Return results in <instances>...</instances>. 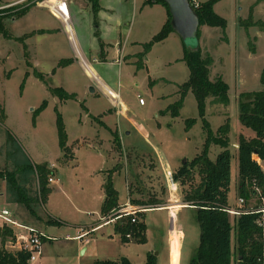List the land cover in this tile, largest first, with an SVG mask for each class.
Segmentation results:
<instances>
[{
	"label": "rangeland",
	"instance_id": "rangeland-1",
	"mask_svg": "<svg viewBox=\"0 0 264 264\" xmlns=\"http://www.w3.org/2000/svg\"><path fill=\"white\" fill-rule=\"evenodd\" d=\"M27 1L0 0V172L28 164L46 166L52 171L49 176L52 192L39 210L42 220L24 223L36 226L46 237H51L44 243V254L36 264H95L97 260H110L105 259L106 256L111 260L130 256L134 264L141 262L150 246L134 240L126 245L118 235L111 239L98 234L84 245L80 240L70 239L80 228H87L101 218L100 196L105 194L103 185L111 171H115L113 185L122 203L128 200L130 193L135 200L154 199L167 204L171 197L174 200L180 197L178 204L184 207L175 210L174 227L168 212L156 210L158 207L146 206L154 210L144 220L153 237L151 249L160 255L158 264H190L200 244L196 210L184 203V192L190 191L192 185L172 184L170 176L174 177L185 160L191 162L202 153L209 130L216 135L230 119L233 158L229 204L231 209L238 210V140L241 135L255 137V132L240 122V102L242 94L264 90V0H220L214 10L227 21V26L199 27V44L193 48L212 56L210 80L215 82L222 78L229 86V105L213 104L209 99L204 120L200 118L195 95L188 92L183 100L180 95L181 86L190 78V69L184 60L186 45L181 37L173 31L150 50L145 48L169 21L165 4L140 0L139 10L127 17L124 30L121 29L117 38L107 39L113 45V56L117 48H123L126 54H136L121 65L112 63L103 67V76H107L112 89L121 96L114 108L109 98L92 91L96 86L83 67L73 63L60 67L63 60L76 54L64 24L71 35L70 16L84 41L90 30L96 32L91 3L72 0L74 4L69 11L60 0ZM121 1H128L124 9H129L132 0ZM143 2L153 8L147 7L140 13ZM31 4L35 6L22 13ZM15 6L19 9L4 11L17 8ZM55 6H60L66 20L50 12ZM99 34L101 37V32ZM139 40L144 44L135 43ZM94 56L97 58L96 52ZM58 88L74 96L62 99L52 92ZM181 100L182 107L175 117L172 108ZM121 102L126 104V115L141 131V136L125 121L120 122L118 127L122 130H118L117 115L111 113L110 108L121 109ZM44 104L45 108H41ZM165 111L167 113H162ZM61 125L67 135V152L60 146ZM125 131L132 132L130 138ZM222 150L212 145L210 158L216 160ZM262 166L264 168V163ZM194 176L193 184L198 185L201 182L198 171ZM30 185L32 193L36 194L39 190L37 175ZM258 201L255 197L247 208L257 205ZM3 208L19 219L17 206L8 201L7 182L0 177V211ZM50 219L60 224H47ZM2 225L0 219V228ZM111 228L109 226L106 232L112 231ZM180 232L184 233L182 241ZM11 244L3 245L0 239V251H15V245ZM82 246L87 248L83 254Z\"/></svg>",
	"mask_w": 264,
	"mask_h": 264
},
{
	"label": "trees",
	"instance_id": "trees-1",
	"mask_svg": "<svg viewBox=\"0 0 264 264\" xmlns=\"http://www.w3.org/2000/svg\"><path fill=\"white\" fill-rule=\"evenodd\" d=\"M41 1L43 0H39V2ZM88 1L91 3L94 14L95 36L98 37L100 47L103 49L105 44L100 38L98 18L101 10L100 0ZM219 1L210 0L195 8L199 16L200 26L208 25L222 28L227 26V21L214 10ZM31 2L33 0H28L26 3ZM155 2L163 3L168 8L165 2L160 0H155ZM33 6L35 4L24 8L22 13L27 12ZM14 9L18 10L19 8L12 7L4 11L11 12ZM22 13L17 12L18 15ZM169 17L171 18L170 12ZM170 18L163 30L152 41L145 44L147 51L156 43L165 40L173 32ZM184 60L190 69V78L188 82L181 86L180 95L182 100L188 92H192L198 103L200 118H203V120L209 99H212L213 104L228 106L229 86L222 78L215 82L210 80L211 67L214 63L212 56L204 55L199 49L195 50L193 47L185 46ZM72 63L73 60L71 59L63 60L60 67H66ZM52 92L62 99H71L74 96L61 88L53 89ZM182 100L172 108L175 117H178V110L183 104ZM41 108H45V104ZM240 122L243 126L255 132L254 138L241 135L238 140V194L246 202L241 214L232 215L228 212L231 209L229 193L232 183L231 165L233 158L229 139L231 132L230 119L218 129L216 135H213L209 130L202 153L191 162L184 164L174 174L173 179L175 182L183 185L190 183L192 185L190 191L184 192V203L196 210L200 226V244L190 264H234L235 261L237 264H264V262L259 261L264 251L263 230L257 224L262 215L256 213L257 210L264 209V169L259 163V160L264 163V90L241 95ZM59 132L61 149L63 152H67V135L62 125ZM116 142L118 143V140ZM212 145L223 149L214 161L209 156ZM196 171L201 176V182L198 185L193 184ZM114 172L111 171L103 186L105 200L101 208V215L105 217L111 216L121 207L119 193L113 185ZM36 175L39 179V190L36 194H33L30 183L32 184L33 177ZM50 175H52V171L46 166L33 167L31 164L13 171L0 172V177L7 182L8 201L17 206L16 213L21 222L42 220L39 210L52 192L49 185ZM175 182L171 181L172 184H175ZM255 197L259 199L257 205L247 208L249 202ZM131 202L134 205L158 208L165 207L167 204V202L154 199L149 202L132 199ZM232 216L234 217V223L231 220ZM132 219L133 217L129 216L118 221L114 226L115 234L120 236L123 244H129L133 240L138 244H146L148 239L144 213L139 215L136 223H133ZM47 224L59 225L60 222L50 219ZM128 234H132V240L127 239ZM0 239L3 245L15 242L14 229L8 226L0 228ZM43 240L46 242V238ZM29 257L30 254L26 251L2 250L0 251V264H26ZM95 264L132 263L128 258L121 257L118 260H97ZM145 264H158V257L154 253H149Z\"/></svg>",
	"mask_w": 264,
	"mask_h": 264
},
{
	"label": "crops",
	"instance_id": "crops-1",
	"mask_svg": "<svg viewBox=\"0 0 264 264\" xmlns=\"http://www.w3.org/2000/svg\"><path fill=\"white\" fill-rule=\"evenodd\" d=\"M21 1H23V0H21ZM60 1H63L64 4H66L68 6L69 11L72 8V7H70L72 5V3L74 4V1H72V0L71 1L60 0ZM145 2H146V0H145ZM145 2H143L141 4L142 8L140 9V13L145 12L146 11L145 9H148L147 7H149V6L146 7ZM113 3H115L116 5L114 6ZM139 3H140V0H132V1H130L129 9H127L125 11L124 8L127 7L128 1H125V2L123 1L122 2L121 0H100L101 10H100L98 16H99V20H100V22H99L100 23V32H101V37L100 38L103 41V43L105 44L103 49H101V47L99 45L100 43L98 41V38L95 36V32L94 31L90 30L89 31V37H86L87 39L84 41L83 36L80 35L77 32V28L73 24V20H72L71 16H70V19L68 20L69 23L71 24V29H72L71 30V35H70L69 31H68L67 24L64 22V24L66 26L65 30L68 33V35L70 36V38L72 39V43L74 44L75 50H76V54L70 59L73 60V64L74 65L78 64V65H80L81 67H83L86 70L88 76L91 78V80L93 81V83L97 87V88L95 87V92H100L101 94H103L104 96L109 98L110 101H111V104L113 105L114 108L116 107V105H118L119 99H120L121 96H120L119 93H116L112 89L111 84L107 81L108 80L107 76H105V75L103 76V72H104V68L103 67L110 66L112 63H117V64L121 65V64L127 62L129 57L134 58L136 54H132V55L126 54L124 52L123 48L122 49L121 48H117L116 51H115L116 54H115V56H113L112 55V46L113 45H112L111 42H108L109 40H107V39L117 38L118 37L119 32L121 31V29H123V27L126 25V22L129 19L127 17L128 16L130 17V15H132V13L135 14V12H137L139 10ZM200 3L203 4L202 2H200ZM122 6H124V7H122ZM149 8H153V6H151ZM50 10H51L50 12L54 11L52 13L56 14V16L58 18H60V17L57 14H59L62 17V18H60V19H62V21L67 19L66 17L64 18L62 16L60 6H55L54 9L50 8ZM168 18H169V11H168ZM128 33H129V36L132 34L131 31L128 32ZM153 36H154V34H153ZM135 43L138 44V45L139 44L140 45L144 44V42L142 40L135 41ZM120 44H121V42H120ZM95 52L97 54V58L94 56ZM132 58H129V60L132 59ZM111 94L115 95L116 97L114 98L113 95H111ZM140 103H141V101H140ZM143 103H144V101H143ZM143 103H141V104H143ZM121 104H122V107L119 110H114L113 107L110 108L111 113H115L117 115V119H118L117 127L120 126V124H121L120 122L125 121V124L128 127L133 128V130L135 131V134H138L139 136H141L142 135L140 133L141 131L133 124V122L126 115V109H127L126 104L123 103V102H121ZM158 126L162 127L161 124H159ZM107 127L114 134L113 129L111 127H109V126H107ZM118 130L121 131L122 129H119V127H118ZM118 130H116V131H118ZM125 135H126L127 138L128 137L130 138L131 135H132V132L125 131ZM250 138H252V137H250ZM146 141L150 144V141L147 138H146ZM259 163L262 166L263 162L259 160ZM53 166L54 165H51V167H53ZM171 168L172 167L169 164V169H171ZM178 183L179 182H175V184H178ZM129 199L131 201L133 199V198H131V194L128 197V200ZM179 199H180V197H177L175 200H174V198L171 197L170 200H169V203L166 204L168 206L156 209V210H162V211H167L168 212L169 219L172 222V227H174V225H175V224H173V222L176 221V219H177L175 210H177L178 208L184 207V206H181V205L178 204ZM100 200L104 202L105 194H102L100 196ZM252 200H254V199H252ZM103 202H102V204H103ZM119 203H120L121 207H122V205L125 204V203L120 202V200H119ZM172 203H176V205H172ZM186 207H188V206H186ZM252 207H254V206H252ZM151 210H154V209H151ZM151 210L147 211L144 214V218L145 219H146L147 214ZM100 217H102V215ZM17 220H19V219H17ZM145 223L147 225L146 235H147L148 242L146 244H142V245L147 246V247L150 246V248L147 250L148 252H146V254H144V256H143V258H142V260H141V262L139 264H145L146 260H147V255L149 253H151V252L153 253V249H151V247L154 246V244L152 242L153 241V237H152V234L150 233L151 230H150V226H149L147 220H145ZM100 224H101L100 219H99L98 222H96V221L92 222L89 225H87V228L86 227H83L84 229L80 228V230H78V232H77V235L76 236H70V239H73L74 241L80 240V241H82L84 243V245H86V244L90 243V239H91L92 236H95V238H97L98 236L107 235L111 239L114 238V236H117V234H115V231H114V225L104 226V227L100 228L97 231H92V229H94L95 227L99 226ZM109 226L112 227L111 228L112 231L106 232V230H107V228ZM33 227L37 228L36 226H33ZM39 231L42 232L41 230H39ZM172 231H173V228L170 229V233H169V237H168L169 245H170V238H171ZM85 233H88V235L84 236ZM180 233L182 235V239H181V241H182L183 238H184V233L183 232H180ZM131 243H133V242H131ZM131 243H129V244H131ZM86 249L87 248L85 246H82L80 248V250H82V254L86 251ZM15 251H17V248H16ZM43 254H44V252H43ZM127 257L131 261V263L134 264L133 259H131L130 256H127ZM157 257H160V255L157 256ZM105 259H110L111 260V258H107V256H106ZM116 260H118V259H116ZM158 262H159V259H158Z\"/></svg>",
	"mask_w": 264,
	"mask_h": 264
},
{
	"label": "built area",
	"instance_id": "built-area-1",
	"mask_svg": "<svg viewBox=\"0 0 264 264\" xmlns=\"http://www.w3.org/2000/svg\"><path fill=\"white\" fill-rule=\"evenodd\" d=\"M190 3L194 8H198L201 5L199 0H190ZM140 101L141 103H143L141 99ZM170 180L172 182L174 181L172 175L170 176ZM50 182L53 183L54 180L50 179ZM245 205H246L245 200L243 198H240L238 210L230 209L228 210V212L232 215H239L241 214V211L244 209ZM149 210L151 209L147 208L146 206L132 204L131 200L129 199L124 205H122V207H120L118 211L113 213L111 216H107V217L102 216L100 218L101 224L95 227L94 229H92V231H97L100 228L108 225L115 226V224L118 221L129 216H132L133 217L132 222L136 223L138 219L137 217L138 214L140 215L146 213ZM256 213H261L262 215V217L257 221V224L259 227L262 228L263 237H264V209H259L256 211ZM0 219L3 221V226H8L14 229L16 241L12 242V244L15 245L17 251H26L30 254L29 260L26 264H36L43 255V247L45 243L43 239L46 238L47 240L51 238L46 237L37 228L19 222L15 214L7 208H4L0 211ZM86 235H88V233L84 234V236ZM127 239L132 240L133 239L132 234H128ZM259 261L264 262V251Z\"/></svg>",
	"mask_w": 264,
	"mask_h": 264
},
{
	"label": "water",
	"instance_id": "water-1",
	"mask_svg": "<svg viewBox=\"0 0 264 264\" xmlns=\"http://www.w3.org/2000/svg\"><path fill=\"white\" fill-rule=\"evenodd\" d=\"M168 6L171 15V27L186 46L198 47L199 44V16L190 0H160ZM92 91H95L92 88ZM186 160L184 161V164ZM51 167V166H50ZM157 256V253L155 254Z\"/></svg>",
	"mask_w": 264,
	"mask_h": 264
}]
</instances>
